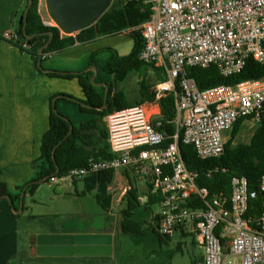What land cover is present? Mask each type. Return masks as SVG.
I'll return each mask as SVG.
<instances>
[{
    "label": "built area",
    "instance_id": "obj_1",
    "mask_svg": "<svg viewBox=\"0 0 264 264\" xmlns=\"http://www.w3.org/2000/svg\"><path fill=\"white\" fill-rule=\"evenodd\" d=\"M151 3V18L122 33L139 31L144 40L140 60L163 72L165 80L154 91L157 100L174 96L177 132L170 136L163 131L160 111L151 113L145 105L116 111L105 119L111 158L91 160L86 167L51 177L48 183L74 184L91 174L135 170L162 197L160 235L172 236L178 229L189 232L202 249V264H264V209L255 220L248 216L258 193L240 177L232 180L229 196L211 195L197 186V175L188 169L180 149L182 143L192 146L201 160L218 158L229 140L225 134L238 121L251 118L260 123L264 77L200 90L187 70L215 66L228 78L242 72L251 58L264 65V0ZM54 27L70 35L58 24ZM3 37L14 44L21 41L17 31H7ZM22 47L25 54L30 49L26 41ZM260 192L264 196V176ZM193 202L201 206L190 205Z\"/></svg>",
    "mask_w": 264,
    "mask_h": 264
},
{
    "label": "crops",
    "instance_id": "obj_2",
    "mask_svg": "<svg viewBox=\"0 0 264 264\" xmlns=\"http://www.w3.org/2000/svg\"><path fill=\"white\" fill-rule=\"evenodd\" d=\"M27 8L26 0H0V179L7 185L10 196L17 198L25 192L23 205L25 210L21 214L30 218H38L44 214H60L54 207H49L44 213V201H64L69 206L68 215L81 216L82 219L95 217L83 203L86 197L85 187L80 189L78 181L70 186H56V190L50 192L46 199L43 198L42 184L34 194L27 190V185L37 180L35 161L41 155L43 136L50 128V118L54 112L63 117L74 118L72 123L78 125L93 120V115L80 111L76 102L62 98V95L72 96L78 100H85V95L77 79H64L51 77V72L79 74L89 71V68L97 67L96 79L108 61L116 53L120 57L128 56L133 47L134 40L130 34H116L102 37L87 43H75L61 51L47 57H42L41 68L30 54H25L17 44L4 39L7 31H18ZM40 12L44 23L54 22L50 8L46 0L41 1ZM129 37V44L124 45L117 37ZM93 72V71H91ZM103 78L108 82L111 75L103 71ZM95 76V72H94ZM93 76V77H94ZM101 86V85H100ZM56 99V101H55ZM72 112V115L69 113ZM73 116V117H72ZM123 173V172H122ZM130 185L127 191L133 187L138 190L141 207L133 212L132 219L140 223H146V231L142 235H127L121 232L120 222L116 220L115 229L98 231L69 230L67 235H109L112 238V253L109 256H44L46 259L57 258L63 264H95L97 262H113L115 264H202L203 252L197 239L184 230L176 231L167 243L161 244L157 229L160 210L152 208L148 200V188L139 189L134 186L132 179L137 183L145 176L126 171ZM114 182V181H113ZM147 186V185H146ZM65 187V188H64ZM26 188V189H25ZM75 191V195L73 193ZM25 190V191H24ZM126 191V192H127ZM126 192H123V201L126 200ZM152 194H154L152 192ZM11 197V198H12ZM29 199V202H27ZM108 216L114 214L97 197ZM41 201V202H40ZM20 207V206H19ZM39 207V208H38ZM19 209V208H18ZM13 205L7 199L0 200V264H15L21 262L19 249L18 220H15ZM123 212V211H122ZM20 215V214H18ZM150 224V225H148ZM65 232V231H64ZM46 235L63 234L51 233ZM192 236V242L187 240ZM37 235L32 238V245L28 248L29 255L42 257L38 254ZM31 258H27L28 264Z\"/></svg>",
    "mask_w": 264,
    "mask_h": 264
},
{
    "label": "trees",
    "instance_id": "obj_3",
    "mask_svg": "<svg viewBox=\"0 0 264 264\" xmlns=\"http://www.w3.org/2000/svg\"><path fill=\"white\" fill-rule=\"evenodd\" d=\"M26 1L28 6L29 0ZM40 5L41 0H33V5L28 13L25 32L23 31L24 17L17 31L21 36V41L17 45L22 51H25L22 42L26 41L30 46L27 54L32 55L36 63L40 60V49L46 46L50 40L47 33L52 32L54 36L51 44L43 51L44 57L73 46L77 42L87 43L102 37L120 34L129 28L138 27L147 22L152 14V3L147 4L145 0H114L111 8L95 25L76 35H63L57 27L45 25L40 12ZM130 37L134 40L131 53L125 57H120L114 53L103 69L106 74L114 77L112 82L107 83L106 101V88L101 86L98 88L92 83L94 72L88 71L79 74L51 72V77L77 79L85 95V100H78L77 105L82 113L96 117L91 121L75 125L61 114L52 113L50 128L42 139L41 155L34 164L37 180L26 187L31 194H34L40 184L48 183L51 177L63 176L72 169L86 167L91 160L111 158L105 119L109 114L116 111L135 105L158 103L161 113L160 119L163 124L162 130L168 132L170 136L177 132L174 96L167 94L161 100H157L154 91L155 86L165 80V76L154 65L146 64L140 60V53L144 47V40L140 32L133 31L130 33ZM133 72H138L140 79L138 81V96L131 100L122 84ZM187 74L189 78L195 80L200 90H206L220 85L234 86L245 81L261 79L264 77V65L251 58L247 61L242 72L228 78L222 76L215 66L209 68L192 67L187 70ZM96 82L97 80H95ZM70 97L72 98V96ZM103 107H105L104 110H102ZM248 121H251V118L240 120L234 125L230 131L231 136L225 146V152L218 158L201 160L192 146L182 143L180 149L188 169L197 175V186L207 188L211 195L224 194L229 196L232 191V180L245 177L249 182L250 190L258 193L257 199L251 202L248 213V216L255 220L264 209V196L260 192V183L264 176V115L260 123L257 124L250 142L235 144V139L243 125ZM71 125H73L72 131ZM169 143L171 140L167 141V144ZM57 167L60 169L58 175L55 174ZM97 175L100 182L111 185L115 179L116 171L110 170ZM147 188L149 205L159 204L162 197L152 194L153 185L150 181L147 182ZM8 194L7 185L0 179V200ZM126 200L128 206L122 212L121 232L127 235H142L146 231L147 224L132 219L133 212L142 206L139 201L138 190L131 187L126 192ZM12 201L14 203L13 209L15 208L17 211L20 206V196L16 199L12 197ZM190 205L201 206L200 203L196 202ZM23 210H25L24 207ZM154 230L160 238V243H167L170 236L160 235L158 229ZM180 230L184 232V230ZM95 264L115 263L97 262Z\"/></svg>",
    "mask_w": 264,
    "mask_h": 264
},
{
    "label": "rangeland",
    "instance_id": "obj_4",
    "mask_svg": "<svg viewBox=\"0 0 264 264\" xmlns=\"http://www.w3.org/2000/svg\"><path fill=\"white\" fill-rule=\"evenodd\" d=\"M147 4L148 2H154L155 0H145ZM117 40H121L124 45L129 44L130 38L125 36H119L117 37ZM143 72V71H142ZM103 71H101L100 77L98 78L97 82L94 84V86H97L100 88L101 84L107 83L105 82V79L103 78ZM109 77L108 82H112L114 80V77ZM140 79L138 72H133L130 74L128 79L122 84L124 90L126 91L128 98L133 100L138 96L139 92V85L138 81ZM149 111L157 112L160 111V107L157 104H147L145 105ZM69 115H72V112L69 113ZM91 116V115H90ZM67 117V116H65ZM73 117V116H72ZM96 116H92V118H95ZM69 118V117H67ZM71 121L74 118H69ZM257 124H255L252 121L246 122L243 125V128L241 129L240 133L238 134L237 138L235 139V144L238 143H249L252 135L257 128ZM228 139H230L231 132H228L225 134ZM127 171V170H126ZM128 171H131V174L134 175L135 170L129 169ZM125 174V169L117 170L114 182L110 185L105 182H100L98 175H87L85 176L78 184L79 191L80 189L87 190L85 192L86 197H83L82 202H85V206L87 209L95 214V217L82 219L81 216L77 215H68L67 212L70 210L69 206L65 203V207L63 206L64 201L54 200L52 203L47 200L41 203H44V207L42 208V211L44 213H49V207H54L55 210L59 211L60 214H44L42 216H38V218H30L29 216H25L23 214L18 215L17 212H14V219L18 220V228H19V249H20V255H21V264H28L27 258H31L29 261V264H63V261L52 258V259H46L44 256L40 258L34 257L32 254L29 255L28 248L32 244V238L37 236V242H39V239L47 234L51 233H63V234H57L61 237L68 236L66 231L69 230H82V231H98L101 232L104 229H115L116 227V220L115 217H117V221H119L122 217V211H124L128 206V201H123V192L127 191L130 181L127 177L123 176V173ZM138 174V173H137ZM140 175V174H139ZM141 176V175H140ZM132 183L137 185V187L141 190L144 188H147V182L144 178L137 181V183L134 182V179L131 180ZM69 182H60L59 186H70ZM43 186V193L42 196L44 199L47 198L50 192H53L56 190L55 185H51L49 183L42 184ZM65 188V187H64ZM73 193L75 195V191L73 189ZM97 197L101 198V201L104 205L108 207V210L110 209L113 212V216H108L107 212H105L104 208L99 205ZM9 201V200H8ZM10 202V201H9ZM27 202H29V199H27ZM39 208V207H38ZM155 210L160 209L159 204H155L152 206ZM179 230V229H178ZM177 230V231H178ZM65 231V232H64ZM56 235V234H54ZM193 237L188 236L187 240L189 242H192ZM40 256V255H39ZM17 263V262H16Z\"/></svg>",
    "mask_w": 264,
    "mask_h": 264
},
{
    "label": "water",
    "instance_id": "obj_5",
    "mask_svg": "<svg viewBox=\"0 0 264 264\" xmlns=\"http://www.w3.org/2000/svg\"><path fill=\"white\" fill-rule=\"evenodd\" d=\"M50 12L54 18V22L45 23V25L54 27L55 23L58 24L67 34L76 35L93 25H95L100 18L111 8L114 0H46ZM33 5V0H29V4L26 8L24 15V28L27 25L28 13ZM50 36V40L46 46L40 49V59L43 57V51L47 48L52 40L54 33H47ZM41 68V62L38 64ZM95 72V76L92 78V83L95 84L96 75L98 73L97 67L88 69ZM88 72V71H87ZM60 74H72V73H60ZM101 87L106 88L105 101L108 95V84H101ZM70 101L79 102L77 98H71L68 95L60 96ZM56 101V99H55ZM105 107L102 108L104 110ZM54 112L56 107L54 106ZM65 119H67L65 117ZM69 120V119H67ZM70 121V120H69ZM73 125H71V131ZM60 173L59 167H57L56 175ZM25 192L22 193L20 207L17 211L18 214L23 212V200ZM4 199L10 201L13 205V201L10 195L4 196ZM112 253V238L109 235H82V236H59V235H43L38 242V254L40 256H109Z\"/></svg>",
    "mask_w": 264,
    "mask_h": 264
}]
</instances>
